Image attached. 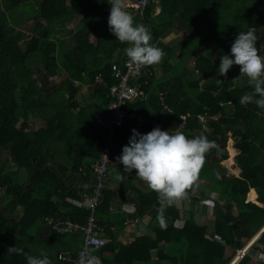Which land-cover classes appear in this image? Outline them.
Instances as JSON below:
<instances>
[{
	"label": "trees",
	"instance_id": "obj_1",
	"mask_svg": "<svg viewBox=\"0 0 264 264\" xmlns=\"http://www.w3.org/2000/svg\"><path fill=\"white\" fill-rule=\"evenodd\" d=\"M157 1L159 10L153 16L151 4L144 9L142 18L129 11L135 24L150 30L152 45L157 38L173 33L175 22L180 20L186 25L188 21L205 34H212L210 39L218 36L216 46L210 50L211 41L207 39L199 46L184 42L174 57L175 49L160 40L156 47L163 50L164 56L157 67L143 65L138 79L145 99H133L123 105L127 117L114 130L111 142L121 154L132 129L146 134L156 127L182 131L188 138L203 135L212 141L213 146L204 154L202 166L182 195H196L199 189L196 187L193 191L192 187L199 181L207 183L206 198L212 192L218 193V197L209 200L216 210L211 232L218 241L207 235L210 228L206 224L198 225L193 218L185 220L181 228L175 227L174 222L179 218L175 200L161 202L158 193L148 187L145 191L137 189L129 198L133 218L150 217V235L121 243L114 234L122 228L125 216L117 213L122 215L120 223L117 214L111 213L109 208L117 199L116 192L106 187L96 209V222L102 226L114 225L116 231L107 235L108 240L100 251L102 261L103 264L152 261L156 264H229L234 251L241 250L264 226V207L260 206L264 205V109L254 103L239 102L242 94L252 92V86L248 78L239 73L238 65L220 76L219 58L229 53L236 33L244 31V26L257 30L256 48L264 54V0ZM111 3L112 0H0V152L13 164L10 170L0 169V191L6 199L0 206V264H26L23 254L8 252L14 245L28 255H39L28 248V240L33 236L27 232L43 217L68 218L84 224L89 214L87 209L66 202V198L79 200V192H83L71 182H64L52 159L55 155L64 158L63 164L79 174L83 185L92 184L90 166L99 158L107 135L95 117L111 116L109 87L115 80L108 63L128 46L109 31L107 19ZM28 6L31 14L25 15ZM15 9H23L24 19L31 18L33 28L28 33L14 31V24L19 22L12 18ZM76 18L78 30L70 33V40H60L62 52L56 57L55 32L65 30L63 24ZM215 32L217 34L213 35ZM192 58L193 69L186 66L181 69L182 63L180 65L178 60L190 62ZM34 67H41V75L46 78L57 76L59 69L66 75L49 98L37 84L40 80L34 75L40 73ZM82 73L88 77L86 81L91 87L87 90L90 100L94 101L87 107L75 100L80 86L73 82H86ZM97 73L108 82L107 88L92 85ZM161 102L168 105L167 110L161 107ZM47 106L55 109L51 118L42 114ZM29 116L44 120L46 126L32 131ZM228 138L237 153L241 170L238 176L228 175L221 165L227 158ZM116 158L110 153L107 179L111 163L119 164ZM123 167L120 170L126 182L141 180L135 170L123 173ZM20 174L27 175L25 181L18 179ZM89 185L85 191H89ZM247 194L249 201H246ZM219 197L227 202L220 204ZM19 208L23 214L15 221L13 216ZM249 249V254L235 264H247L251 251L264 254V231ZM47 255L51 264H69L58 261L57 255ZM263 261L258 264H264Z\"/></svg>",
	"mask_w": 264,
	"mask_h": 264
},
{
	"label": "clouds",
	"instance_id": "obj_2",
	"mask_svg": "<svg viewBox=\"0 0 264 264\" xmlns=\"http://www.w3.org/2000/svg\"><path fill=\"white\" fill-rule=\"evenodd\" d=\"M110 5L107 19L109 31L120 42L128 44L123 51L130 62L141 65L159 63L164 52L150 43V30L134 23L132 14L125 10L123 0H112ZM244 27V31L236 33L229 53L220 56L218 73L224 76L233 65H238L239 73L245 75L252 86V92L242 94L239 102L254 103L258 108L264 109V54H260L256 48L257 30L252 26ZM212 146L213 142L203 135L188 138L182 131H164L159 127L146 134L132 129L127 144L122 147L121 154L116 159L124 166L123 173L135 170V175L158 193L161 202L171 203L174 198L183 194V190L202 166L204 154ZM118 178L123 179L124 175L120 173ZM248 246L249 244L245 246L241 254L250 248L247 249ZM8 252L23 254L26 264H51L43 251L36 256L28 255L22 248L14 245L8 248ZM86 264H100V261L92 255L87 258Z\"/></svg>",
	"mask_w": 264,
	"mask_h": 264
},
{
	"label": "built area",
	"instance_id": "obj_3",
	"mask_svg": "<svg viewBox=\"0 0 264 264\" xmlns=\"http://www.w3.org/2000/svg\"><path fill=\"white\" fill-rule=\"evenodd\" d=\"M123 4L125 10L138 14L140 18L143 17L144 9L150 4L153 6L152 16L159 10L157 0H123ZM159 41L160 38H157L153 42V46L156 47ZM108 64L110 66L111 75L115 80L109 87V97L111 99L109 109L111 116L105 118L97 115L95 117L96 123L107 132L106 140L101 146L99 158L90 166L92 172V184L89 185V191L81 193V199L72 200L71 202L75 207L87 209L89 214L86 217L84 224H79L68 218H55L52 216H45L42 218L43 223L55 234H71L78 232L83 237L82 247L75 253V255H71L68 251H61L57 254L56 258L58 261L69 264H86L87 258L92 255L98 257L100 264H103L100 251L108 240L107 235L110 232H114L115 228L112 225H99L96 222V209L101 203L102 192L106 189L108 180L107 173L111 153L110 144L113 132L123 124L124 119L127 117V114L122 110L123 105H125L127 101L133 99H145V93L138 81L139 76L142 74L143 65L130 62L124 52L114 60H111ZM92 83L99 85L100 87H108V82L103 79L101 73L94 75ZM161 107L164 110L168 109V105L163 102H161ZM132 116H134V114H132ZM181 118L182 120L185 119L184 116H181ZM141 122L142 120L140 119L138 127ZM180 128H182V125H180ZM178 199L179 198H176V200ZM122 226L126 232L128 227L132 228L138 226L139 230L137 231L135 238L147 233L145 228L146 224L141 223L138 218L125 219Z\"/></svg>",
	"mask_w": 264,
	"mask_h": 264
},
{
	"label": "rangeland",
	"instance_id": "obj_4",
	"mask_svg": "<svg viewBox=\"0 0 264 264\" xmlns=\"http://www.w3.org/2000/svg\"><path fill=\"white\" fill-rule=\"evenodd\" d=\"M32 4H30V7H31ZM253 7V6H252ZM25 10V9H24ZM27 11H25V15H30L31 14V9L29 8V6L26 8ZM1 8H0V12H1ZM227 16L230 17V12L227 14ZM225 16V18L227 17ZM12 18H15L17 21V24H14L15 28H14V31L15 32H19L20 30H26V32L28 33L30 31V29L33 28V25H32V22H29L31 20V18H26L24 19V14H23V9L22 10H14L13 11V17ZM9 20H11V18L9 17ZM26 20V22L24 21ZM221 22V20H220ZM222 26H224V24H221ZM177 26V25H176ZM187 26H189L191 29H185L184 26L180 27V28H177L175 29L173 32L174 36L176 38H173V40H171L170 38L168 39V35H164V36H161L160 39L161 42L165 45H169L170 48H173L175 49L174 50V57L177 56L178 54V49L180 48V45L183 44V39L182 37L184 36V39L186 38V42H189L192 46H199L200 45V42L201 41H204L205 39L208 40V42H210L211 40V43L209 44L210 45V50L215 48L216 46V43L215 41L217 40L218 36L214 37L215 39H210L211 35L212 34H205L203 31L201 32V29H197L196 27H194L191 23H189L187 21ZM63 27L65 30L63 31H60V32H55L54 34V42H55V55L56 57H58L62 50L61 48H59L60 44H61V39L62 38H65V39H70V33L72 32H75L78 30V27H79V21L78 19H73L70 23H65L63 24ZM212 30V29H210ZM206 31V30H204ZM216 32H218V30H216ZM215 32V34L213 35H216L217 33ZM194 34H197V35H194ZM51 36H52V33H51ZM168 39V41H166ZM153 41V38L151 36V41L150 43H152ZM166 41V42H165ZM169 42V44H168ZM23 44V43H22ZM208 46V45H207ZM230 49V47L228 48ZM183 60V61H181ZM188 59H179V63L181 65V69L186 66L187 69L189 70H192L193 69V62H194V59L192 58L189 61H186ZM153 66H156V64H152ZM157 67V66H156ZM35 70H37L40 74L35 76V78H38L40 80V83H37L38 86L40 87L41 90H43L44 94L45 95H48L49 92H52L53 89L55 87H57L58 83L60 81H63L64 78H66V75L65 73L59 69L57 70V76L53 77V78H46V75L42 74V71H41V67H34ZM158 69L160 70V67H158ZM85 79V77H82ZM39 94H37L38 96ZM78 102L81 104V105H85V104H88L89 101H90V97H89V93H88V90L86 89L85 86H82L79 90V93H78ZM41 113L44 111V113H42L43 115L51 118L52 116V113L55 112V109L54 107H50V106H47L45 107V109L42 111V108L39 107L38 109ZM30 117H29V125L30 127H32L34 130L37 129V123L36 121H34L33 119L30 121ZM43 121V120H42ZM42 126L45 125V121L42 122ZM260 138L258 137L257 140H259ZM233 145V141L228 138L227 140V158L225 160H222L221 162V165L224 166V168L227 170V174L228 175H234V176H238L239 173L241 172L240 170V165L238 163V160H237V153L236 151L233 149L232 147ZM231 147L234 152H232V150L229 148ZM110 152H111V155L112 157L115 155L116 157H118V155H120V151L119 149L116 147L115 144H113L111 142V145H110ZM0 169L2 167H5L7 169H10V168H13V164L9 161L8 158H6V156L3 154V152H0ZM114 162V161H113ZM114 165L113 167H111V170L109 172V179L110 177H114L116 174H117V164L116 163H111V165ZM18 179L23 182L25 181L26 179V174H20L18 175ZM124 179V178H123ZM139 181H142V180H139ZM202 184L204 185V187L202 186ZM209 185V184H208ZM196 187L199 189V192L196 193V195H192V196H186V195H181L180 197H178L179 199L176 200L175 199V202L177 201V203H175V206L176 208H178V214H179V218H177V220L174 222L175 223V227H178V228H181L183 226V223L185 220H188L190 218H193V220L196 222V224L198 225H203V224H206L210 230L207 231V235L209 237H211L212 239L218 241V239L214 236V234L211 232V228H212V225H213V217L215 216L216 214V210L214 208H212V205L210 204L209 200L212 198V197H218V193H215V192H212L210 197L209 198H206L205 197V194H207L205 192V190H207L208 186H207V183L205 184V182H196L194 183V188L193 191L196 189ZM252 190V189H251ZM197 192V191H196ZM205 192V194H204ZM197 199H196V198ZM220 198V197H219ZM221 199V203L220 204H225L227 201L225 199ZM246 201H249L248 200V194H247V198H246ZM261 207H264V205H260ZM123 215L125 216V214L123 213ZM109 216H112V214L110 213ZM119 220H120V223L122 222V215L121 214H117L115 215ZM193 216V217H192ZM264 231V228L262 230H260L258 232V235L255 237H253L251 240L252 242L250 241H246L245 242V246L247 244H249V246L251 245V243H253L257 237ZM29 235H33L34 234H37V229L34 230V231H31V230H28L27 232ZM72 234V233H71ZM137 234V231H133V235H132V238L134 239V237L136 236ZM147 234V233H146ZM144 234V235H146ZM58 235V234H57ZM64 235H67V234H62V235H58L57 236V240L55 241V244L52 245V246H49L47 247L46 249L48 251H51L53 250L54 248L56 249H65L67 248V243H66V240H65V236ZM77 241L78 243L76 242H73L71 243L70 245V248L69 249V253L71 255H75V253L81 249L82 247V243H83V237L81 236V239H80V244H79V237H77ZM249 242V243H248ZM79 244V246H78ZM245 246L239 250V251H234V254H233V259L231 260V262L229 264H234L235 261L238 259L237 262H239L243 255L245 254H249V246L247 247V251H245L243 254H241V252L245 249ZM79 247V249H77ZM29 249L32 250V251H37L36 253L40 254L42 251L43 252H47V250L45 249V246H38V245H32V246H29ZM228 252H230V249L227 250ZM72 252V253H71ZM251 253V258H250V261L247 263V264H258L259 261L261 260H264V254H258V253H255L253 251L250 252ZM264 262V261H263ZM148 264H156L155 262H150ZM161 264H166L165 262L164 263H161Z\"/></svg>",
	"mask_w": 264,
	"mask_h": 264
},
{
	"label": "crops",
	"instance_id": "obj_5",
	"mask_svg": "<svg viewBox=\"0 0 264 264\" xmlns=\"http://www.w3.org/2000/svg\"><path fill=\"white\" fill-rule=\"evenodd\" d=\"M182 26H184L185 29H191L189 26H187L184 22H181L180 20L175 22V29L180 28ZM194 27H196V26H194ZM196 28L197 29H200L198 27H196ZM173 33H171V34L168 35L169 36L168 39L170 38L171 40H173V38H176ZM168 39L166 41H168ZM182 39L184 40L183 43L186 42V38L184 39V36L182 37ZM67 40H70V39H67ZM168 44H169V42H168ZM114 59H115V57H114ZM81 77H85V81L88 80V77H86L85 74H81ZM73 83H74L75 86H80V88L82 86H85L86 89L89 88V87H91V85H89L87 81L86 82H80V81H77L76 80ZM92 85H95V84L92 83ZM41 91L43 92V90H41ZM50 94H51V92H49V94L46 95L47 98H49V95ZM75 100L76 101L78 100V96L75 97ZM96 101H98V100H96ZM92 103H94V101L92 102L90 100L88 104H85V105H82V106L87 107L89 104H92ZM96 105H97V102H96ZM96 105H95V107H96ZM95 109H97V107ZM29 117L31 118L30 121L33 119L34 121L38 122L36 124L38 128L35 129V130L32 128V131H36L39 128H44L46 126V125H43L42 126V124H43L42 122L44 120L42 121V119H38V118H35V117H32V116H29ZM52 163L54 164V168L56 169L57 173L64 180V182L66 184H69L71 182V184H73L74 187H77V189H81L83 193L85 192L86 187L89 184L83 185L81 183L79 174H76L75 172H71V168H69L67 165H64L63 164L64 163V158L62 159V157H61V159H60V158H58L55 155L53 157V159H52ZM113 163H115V162H113ZM113 166L114 165L112 164L111 167H113ZM122 167L123 166L120 163L117 165V174L114 177H110V179L108 177L106 187H107V189L109 188V189L114 190L116 192V198L117 199H115L111 203L110 208H109L110 211H111V213L113 215H115L117 213H121V214L124 213L125 214V218L124 219H127V218H133L132 215H131L133 213L132 202L130 201V198L129 197H133L134 194L136 193V190L137 189H139L141 191H145L148 188V185L144 181H134L133 183H131V182L128 183V182L125 181V179H119L118 177L120 176V173H121V170L120 169ZM10 169H8V170H10ZM79 193H80V195H79L80 198L79 199H81V192H79ZM72 200H75V199H73V198H66V202L68 204H70L71 206H73V204L71 203ZM5 201H6V199H5L4 193L0 191V206ZM62 210L63 209H61V211ZM22 214H23V211H22L21 208H19L17 214H15L13 216V219L15 221H18L19 215L22 216ZM138 219H139V221L141 223L146 224V226H145L146 232H147L148 235H150V232L148 230L149 224H150V217L147 216V215H145L142 218H138ZM112 226H114V225H112ZM114 228H115V231H116V226H114ZM31 229H32L31 231H34V230L37 229V234H34L33 233V235H32L33 236L32 237L33 239L28 240V248H29V246H32V245H38V246H43L44 245L45 246V249H46L47 247L52 246V245L55 244V241L57 240V236L58 235L55 234V233H53L49 229V227H47L43 223V220H41L40 223H38L36 225H32L31 226ZM138 230H139V227L138 226H134L132 228L128 227L127 228V232H126V231H124L123 226H122V228L119 230V232L116 233V234H114V235L116 236L117 241H120L121 243H127V242L132 241V239H133L132 238L133 231H138ZM64 236H65V240H66V243H67V248H65V249H56V248H54L51 251H48L46 249L47 252H48L47 254H50L52 256H55V255H57L61 251H68V252H70L69 249H71L70 248L71 243H73V242L78 243L77 237H79V244H80V239H81V234L80 233L74 232L72 234H67V235H64ZM79 244H78V246H79ZM79 247L77 249H79ZM34 252H37V251H34ZM238 259L235 261V263L238 261Z\"/></svg>",
	"mask_w": 264,
	"mask_h": 264
},
{
	"label": "bare ground",
	"instance_id": "obj_6",
	"mask_svg": "<svg viewBox=\"0 0 264 264\" xmlns=\"http://www.w3.org/2000/svg\"><path fill=\"white\" fill-rule=\"evenodd\" d=\"M261 229H262V228H261ZM261 229H260V230H261ZM260 230H259V231H260ZM259 231H258V232H259ZM250 241H251V240H250ZM250 241H249V242H250ZM249 242H248V243H249ZM251 244H252V243H251ZM250 246H251V245H250ZM250 246H249V247H250Z\"/></svg>",
	"mask_w": 264,
	"mask_h": 264
},
{
	"label": "water",
	"instance_id": "obj_7",
	"mask_svg": "<svg viewBox=\"0 0 264 264\" xmlns=\"http://www.w3.org/2000/svg\"><path fill=\"white\" fill-rule=\"evenodd\" d=\"M258 235V233L255 235V237ZM252 241V240H251Z\"/></svg>",
	"mask_w": 264,
	"mask_h": 264
}]
</instances>
